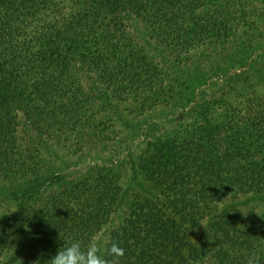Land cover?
I'll return each instance as SVG.
<instances>
[{"label":"trees","instance_id":"obj_1","mask_svg":"<svg viewBox=\"0 0 264 264\" xmlns=\"http://www.w3.org/2000/svg\"><path fill=\"white\" fill-rule=\"evenodd\" d=\"M263 4L0 0V175L19 203L0 264L77 240L119 242V264H264V107L228 60ZM189 68L212 73L190 89Z\"/></svg>","mask_w":264,"mask_h":264},{"label":"rangeland","instance_id":"obj_2","mask_svg":"<svg viewBox=\"0 0 264 264\" xmlns=\"http://www.w3.org/2000/svg\"><path fill=\"white\" fill-rule=\"evenodd\" d=\"M259 25L261 26L260 29H261L262 34L260 35V37H257L255 39L253 46H251L250 44H249L250 46H248L246 44L247 45L246 48L248 51L246 50L245 52L243 51L235 52V49L229 50L231 51L229 53L233 55L230 58H228V60L230 59L231 62H233V64H238V61H235V59H232L233 57L240 58L241 60L245 59L248 61L249 66H247L248 67L247 70L250 73V76L248 78H250L252 82L255 81L254 94H256L257 96H260L259 99L261 100V103H262V105L260 106L264 107V69H263L264 67V51H263L264 47H262L264 46V21L260 22ZM257 44H261L262 46L257 45ZM257 46L261 47V49L256 48ZM208 73L205 72L204 74H202L191 68H189L188 71L182 72L185 82L190 87V89H194V86L196 87L200 83L204 82L205 78L207 77V74L210 77V73L212 72L208 71ZM213 86H219V84L215 83ZM246 88L247 90H250L251 86H246ZM39 150H40V154L45 159H48L50 157L49 154L52 155L51 152H56L55 149H53V147H51L48 144H44V142L39 144ZM14 159L15 158L12 159V164H11V166H13L12 168L13 173H14V169L16 168L15 166L16 163L13 162ZM55 160H56L57 166H59V170L61 169L67 170L68 165L62 163L57 158H55ZM69 165H72V163H70ZM12 178H14V176H12ZM10 183L11 181L2 179V175H0V212H2L3 215L7 217L9 216V214H12V212H17V208L19 207L18 206L19 203L15 202L13 197L9 195V192H10L9 190L11 189ZM14 227H17V225H15ZM16 245H17L16 243L14 244V246L12 245L13 249L16 248L15 247Z\"/></svg>","mask_w":264,"mask_h":264},{"label":"clouds","instance_id":"obj_3","mask_svg":"<svg viewBox=\"0 0 264 264\" xmlns=\"http://www.w3.org/2000/svg\"><path fill=\"white\" fill-rule=\"evenodd\" d=\"M258 214V213H257ZM125 255V249L117 241L110 242L107 247V257L101 253L100 242L92 241L82 247L80 241H73L59 248L49 260L50 264H119V258ZM247 264H257L255 258H249Z\"/></svg>","mask_w":264,"mask_h":264}]
</instances>
